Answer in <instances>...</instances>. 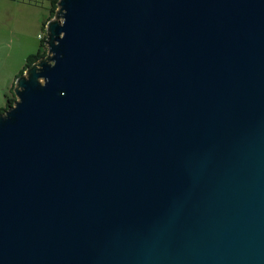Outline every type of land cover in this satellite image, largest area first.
Instances as JSON below:
<instances>
[{
	"label": "water",
	"instance_id": "water-1",
	"mask_svg": "<svg viewBox=\"0 0 264 264\" xmlns=\"http://www.w3.org/2000/svg\"><path fill=\"white\" fill-rule=\"evenodd\" d=\"M0 111V264H264V0H58Z\"/></svg>",
	"mask_w": 264,
	"mask_h": 264
},
{
	"label": "rangeland",
	"instance_id": "rangeland-1",
	"mask_svg": "<svg viewBox=\"0 0 264 264\" xmlns=\"http://www.w3.org/2000/svg\"><path fill=\"white\" fill-rule=\"evenodd\" d=\"M14 2L19 5L17 8L3 6L4 3L13 5ZM48 7L47 0H43L40 6L0 0V109L12 97L15 78L23 68L25 59L39 48L40 39L45 35L42 22L48 16ZM36 16L39 22L34 25Z\"/></svg>",
	"mask_w": 264,
	"mask_h": 264
},
{
	"label": "trees",
	"instance_id": "trees-1",
	"mask_svg": "<svg viewBox=\"0 0 264 264\" xmlns=\"http://www.w3.org/2000/svg\"><path fill=\"white\" fill-rule=\"evenodd\" d=\"M11 1L23 2L26 4L32 5V6H40L43 0H11ZM57 1L58 0H47L48 5H49L48 16L42 22V30L44 33H45V24H46L47 20L50 19L54 15L55 9L57 7ZM44 40H45V35L42 36L40 39V45H39L37 52L27 56V58L25 59L24 66L20 70L19 74H21L27 66L31 65L34 61H36L39 57H41L42 55H44L46 53V46L44 44ZM14 100L15 99H14V94H13L11 98L7 99L6 106L4 108L0 109V111L4 110L7 106L11 105L14 102Z\"/></svg>",
	"mask_w": 264,
	"mask_h": 264
},
{
	"label": "crops",
	"instance_id": "crops-1",
	"mask_svg": "<svg viewBox=\"0 0 264 264\" xmlns=\"http://www.w3.org/2000/svg\"><path fill=\"white\" fill-rule=\"evenodd\" d=\"M9 4H10V3H4L3 6H5L6 8H9V6H15V7L17 8V6H19V5L17 4V2L12 3L13 5H9ZM37 22H39V18H38V16L34 17V19H33V24L35 25V23H37Z\"/></svg>",
	"mask_w": 264,
	"mask_h": 264
}]
</instances>
